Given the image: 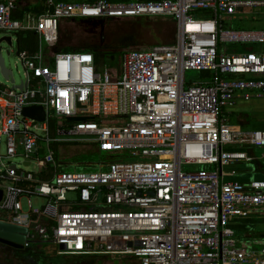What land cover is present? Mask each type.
Instances as JSON below:
<instances>
[{"label":"built area","instance_id":"obj_1","mask_svg":"<svg viewBox=\"0 0 264 264\" xmlns=\"http://www.w3.org/2000/svg\"><path fill=\"white\" fill-rule=\"evenodd\" d=\"M15 3L0 2V33L32 31L49 47L62 19H167L176 28L172 44L125 53L113 76L87 53H18L26 86L0 84V212L26 229L23 248L133 264H264V247L242 248L230 229L264 216V180H222L233 175L223 168L264 148V131L224 113L264 98V29L233 27L251 14L264 21V0H49L22 19L12 17ZM187 71L213 78L188 84ZM30 106L42 107L43 122L23 116ZM74 142L132 160L69 171L81 165L58 152ZM32 198L45 203L33 209Z\"/></svg>","mask_w":264,"mask_h":264},{"label":"rangeland","instance_id":"obj_2","mask_svg":"<svg viewBox=\"0 0 264 264\" xmlns=\"http://www.w3.org/2000/svg\"><path fill=\"white\" fill-rule=\"evenodd\" d=\"M84 1V0H77ZM255 15H248L247 21L250 22V29H264V21L255 20ZM151 22H157L155 20H147ZM162 23L155 24L156 28L163 29V31H167L170 20L163 19ZM172 22V21H171ZM147 25V24H146ZM84 25H75L71 31L68 33V40L64 43H68L73 46L80 45H93V44H102V45H110V40L112 38H117V36H121L120 31H134L141 27L139 24H133L131 21H117L106 23L104 27L98 28L97 31L90 33V31H85L83 29ZM43 48L49 47L45 42H43ZM154 43V41L150 38L144 42V45H150ZM7 50L10 52V56L6 61V65L12 70L13 78L15 84H19L23 81V68L21 62L17 56L16 44L14 43L11 47H7ZM115 50V49H112ZM117 59H110V54H105L102 64L100 65L98 71L103 74H108L110 76L114 75V71L118 69ZM213 78V74L206 72H198V71H187L184 73V80L186 83H198L205 82L207 79L210 80ZM0 84L11 88V84L6 82L3 78L0 77ZM258 102L257 110H264V106L260 107V105L264 104V101L258 100L248 103H238L233 109H224L225 116L229 118L231 123H239L238 125L249 129L250 123H244L242 120V116L239 114L244 109H250L247 107H252ZM260 124H264V119L260 120ZM257 122V121H255ZM258 123V122H257ZM257 150V149H255ZM260 150H258L259 152ZM60 155L61 161L63 163H72L73 165H81L78 168H74L73 166L70 168H66L69 171L84 170V171H95L97 170V164L99 162H111V161H119L122 162L124 160H132V158H128L124 152L120 153L117 157L110 156L106 152H98L93 148L90 150L85 149V144L83 142H74L70 146H63L58 152ZM16 164H19V161H15ZM85 164H92L89 167L83 166ZM29 170H33V167H29ZM32 208L40 209L41 206L45 203L44 199L41 198H32L31 199ZM24 210H26V201L23 202ZM6 216V215H5ZM4 218V216H2ZM7 218V216H6ZM7 220V219H6ZM1 249V248H0ZM7 251L3 248V251ZM58 248L49 244H41L40 246H32L31 248H24L22 252H15L13 254L12 264H124L126 259H114L110 257H96V256H85V257H75V256H58L57 255ZM6 252L7 254L9 253ZM3 260L2 257L0 261ZM1 263V262H0ZM129 264L128 262H126ZM125 263V264H126Z\"/></svg>","mask_w":264,"mask_h":264},{"label":"trees","instance_id":"obj_3","mask_svg":"<svg viewBox=\"0 0 264 264\" xmlns=\"http://www.w3.org/2000/svg\"><path fill=\"white\" fill-rule=\"evenodd\" d=\"M147 20H155L157 22H151ZM163 20V19H161ZM165 20V19H164ZM117 21H131L133 24H139L141 27L135 29L134 31H120L121 36H117V38H112L109 44L113 45H102V44H93V45H80V46H73L69 45L68 43H64L68 40V33L72 30L75 25H84L83 29L85 31H90L93 33L104 27L106 23L110 22H117ZM162 23L160 19H134V18H123V19H88V20H77V19H62L58 23V34H57V41L56 44L52 47H49L52 53L56 52H79V53H87L91 54L94 57L96 68L99 69L100 65L103 62L105 54H110V59H119L127 52L132 51H140L149 49L155 45H163V44H172L176 38V28L173 22H169L168 30L163 31V29H158L155 27V24ZM147 24V25H146ZM245 26L243 21H239L234 25L235 28H242ZM17 37V53L23 52L28 55H32L36 52L37 46V39L36 34L32 31H21L15 33ZM152 39L154 43L145 46L144 42L148 39ZM115 49V50H112ZM254 100L250 101L253 102ZM239 103H247V102H239ZM250 109H244L239 115L242 116L241 121H248V123L253 124L256 123L260 118L257 117V113L255 111L250 110H257V106L247 107ZM249 110V111H245ZM230 121V120H229ZM235 124V123H232ZM238 124V123H237ZM252 130L255 127H252ZM85 149L90 150L94 149L96 151L97 148L94 144L91 143H84ZM99 152V151H98ZM110 156L117 157L121 155L120 153H108ZM122 156V155H121ZM111 162H120L119 161H111ZM125 261L129 264H133V260L130 258H124ZM125 262V263H126ZM124 263V264H125ZM127 264V263H126Z\"/></svg>","mask_w":264,"mask_h":264},{"label":"crops","instance_id":"obj_4","mask_svg":"<svg viewBox=\"0 0 264 264\" xmlns=\"http://www.w3.org/2000/svg\"><path fill=\"white\" fill-rule=\"evenodd\" d=\"M4 1L6 0H0V2H4ZM48 1L49 0H16L15 10L12 12V17L15 19H22L26 15L38 16L44 13ZM243 22L245 23V26L238 29H243V28L250 29V26H252L250 25V22H248L247 20H244ZM236 23L238 22L233 23V27ZM0 35L10 36L12 38V43L13 44L15 43L17 46V37L15 34L0 33ZM36 39L38 46L36 52L40 51L44 54L46 59L50 58V56L52 55L51 50L48 49L47 47L43 48L44 41L41 40L37 34H36ZM260 100L264 101V98ZM254 103H256L254 106L259 107L258 102H254ZM262 106H264V104L260 105V107ZM245 111H249V110H245ZM250 111L251 112L255 111L257 113V117L260 118L257 121L258 123L257 122L256 123L253 122V124L250 123V126L255 127V129L264 131V124H260L261 123L260 120L264 119V110H250ZM242 122L248 123V121H242ZM238 124L235 123V125ZM242 128L246 129L244 127ZM247 130H252V128L250 127ZM258 150L260 151L258 152ZM248 154L251 158L250 161L232 163L222 169L224 173L233 174L230 176H223L222 178L223 182L247 183L253 180H264V148L257 150L250 148L248 149ZM2 216H4V218H2ZM0 220L7 222L6 216L1 212H0ZM230 229L233 231L234 237L236 238V240H238V243L242 248L249 250H259L264 247V216H250L247 218L235 219L230 223ZM5 249L7 250L6 252H8L9 248L5 247ZM9 251L10 252L7 254L5 250L3 251V247L2 249H0V258L2 257L3 259L0 261L1 262L0 264H12L13 263L12 260L14 258L13 255H15L13 253L22 252L23 249L14 251V249L10 248Z\"/></svg>","mask_w":264,"mask_h":264},{"label":"water","instance_id":"obj_5","mask_svg":"<svg viewBox=\"0 0 264 264\" xmlns=\"http://www.w3.org/2000/svg\"><path fill=\"white\" fill-rule=\"evenodd\" d=\"M12 45V38L10 36L0 35V77L11 84V89H17L20 91L26 85H22L21 82L15 84L12 70L6 65V61L10 56L7 47H11ZM23 116L28 117L35 122H43L44 111L40 106L25 107L23 109ZM73 120L77 121L80 119L77 118ZM1 199L2 191L0 190V201ZM25 233L26 229L0 220V243L21 250L23 249V244L25 242ZM60 249L63 250L64 246H60Z\"/></svg>","mask_w":264,"mask_h":264},{"label":"flooded vegetation","instance_id":"obj_6","mask_svg":"<svg viewBox=\"0 0 264 264\" xmlns=\"http://www.w3.org/2000/svg\"><path fill=\"white\" fill-rule=\"evenodd\" d=\"M2 247H3V248L6 247V248H9V249L11 248V249H14V251L19 250V249H15V248H13V247H11V246H8L7 244H2V243H0V248L2 249ZM23 249H24V248H23ZM21 250H22V249H21Z\"/></svg>","mask_w":264,"mask_h":264}]
</instances>
